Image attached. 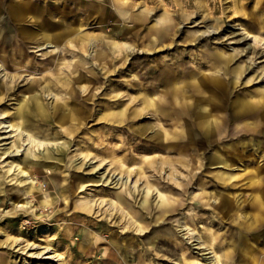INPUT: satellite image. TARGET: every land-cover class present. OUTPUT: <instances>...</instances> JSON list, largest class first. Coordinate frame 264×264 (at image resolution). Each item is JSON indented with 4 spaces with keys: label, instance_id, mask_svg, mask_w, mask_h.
I'll return each instance as SVG.
<instances>
[{
    "label": "rangeland",
    "instance_id": "rangeland-1",
    "mask_svg": "<svg viewBox=\"0 0 264 264\" xmlns=\"http://www.w3.org/2000/svg\"><path fill=\"white\" fill-rule=\"evenodd\" d=\"M257 195L264 0H0V264H264Z\"/></svg>",
    "mask_w": 264,
    "mask_h": 264
},
{
    "label": "bare ground",
    "instance_id": "bare-ground-1",
    "mask_svg": "<svg viewBox=\"0 0 264 264\" xmlns=\"http://www.w3.org/2000/svg\"><path fill=\"white\" fill-rule=\"evenodd\" d=\"M13 9H12V11H13V14H14V16H16V17H18L19 18V16H20V8H14V7H12ZM244 28V27H243ZM245 30V28L243 29V31ZM47 32V31H46ZM245 32H247V34H248V31L247 30H245ZM50 34V33H49ZM47 44V46H56L55 44H53V43H51V42H47L46 43ZM242 105V104H241ZM4 119V118H3ZM9 121V120H8ZM5 122V121H4ZM13 125H16V128L14 129L15 131H16V134H19L20 132H21V128H20V126L17 124V123H7L6 125H5V127H7V126H12L13 127ZM11 128V127H10ZM28 134V135H27ZM26 134V139L29 141V142H31L32 143V141H34V142H40V143H43V140L42 139H40V138H37V137H35V136H33L30 132H28ZM31 137V138H30ZM33 137V138H32ZM36 143V144H37ZM30 144V143H29ZM38 145V144H37ZM27 149H29V147H26V150ZM17 150H20L19 148H17L16 149V151ZM17 166L19 165V162H17V164H16ZM12 168H14L13 167V164H11L10 165V169H12ZM19 168V167H18ZM20 170V172H22V175H25L26 174V178H29V180L32 182V185L29 187L30 188V191H34V189H33V187H34V185L35 184H33V183H35L36 182V180L34 179V177L33 176H31L29 173V170L27 169V168H25V167H23V168H20L19 169ZM21 178V177H20ZM33 179L35 180V182L33 181ZM20 185V184H19ZM41 248H42V250L41 251H37V252H35L34 253V255L35 256H38V255H44V257H46V258H57L58 257V253H56V252H52L51 253V248H49V246H40ZM46 254V255H45Z\"/></svg>",
    "mask_w": 264,
    "mask_h": 264
},
{
    "label": "crops",
    "instance_id": "crops-1",
    "mask_svg": "<svg viewBox=\"0 0 264 264\" xmlns=\"http://www.w3.org/2000/svg\"><path fill=\"white\" fill-rule=\"evenodd\" d=\"M261 201V199H260V196L259 195H257V197H255L254 199H253V203H254V205L253 206H258L259 208H260V202ZM261 210H264V208H260Z\"/></svg>",
    "mask_w": 264,
    "mask_h": 264
}]
</instances>
